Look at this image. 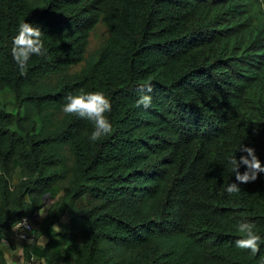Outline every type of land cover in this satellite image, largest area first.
Masks as SVG:
<instances>
[{
	"label": "trees",
	"instance_id": "trees-1",
	"mask_svg": "<svg viewBox=\"0 0 264 264\" xmlns=\"http://www.w3.org/2000/svg\"><path fill=\"white\" fill-rule=\"evenodd\" d=\"M23 19L40 25L47 52L21 72L11 47ZM98 24L108 34L88 56ZM148 84L152 103L137 106ZM81 88L111 98L113 128L97 141L92 122L62 111ZM0 90L15 106L0 98V244L42 193L62 191L67 224L54 228L57 212L42 222L33 238L46 242L24 256L264 264V245L252 255L234 243L238 219L264 235V173L223 191L241 141L264 163V0H0Z\"/></svg>",
	"mask_w": 264,
	"mask_h": 264
},
{
	"label": "clouds",
	"instance_id": "clouds-1",
	"mask_svg": "<svg viewBox=\"0 0 264 264\" xmlns=\"http://www.w3.org/2000/svg\"><path fill=\"white\" fill-rule=\"evenodd\" d=\"M43 33L40 25L36 23L25 19L18 23L16 34L12 37L11 55L21 72L25 71L31 56L46 54L47 48L43 40ZM146 87L147 90L136 100L137 106L143 105L147 108L152 103L151 84ZM111 109V98L101 89L86 90L81 88L75 92H69L65 95L62 103L64 113L75 114L92 122L90 141H97L111 133L113 125L109 115H107ZM237 150L242 153L238 158L235 155ZM227 159L230 171L235 176V180H230L223 187V191L229 194L240 191V182L255 180L258 173H264V163L261 162L255 148L250 144L241 141ZM241 165L246 166L243 171L240 170ZM39 212L41 215H45V210L41 207ZM235 223L236 230L241 234L235 239V246L240 249H248L252 255H255L259 252L261 245H264V235L256 229L254 222L250 219H238ZM22 227H28L27 217L18 219L12 224L13 229H21ZM55 227L59 228L58 225ZM29 232L30 229L26 232L27 239L31 237L28 236ZM4 243L7 244V241L5 240ZM23 251V246H18L11 255L5 253V264H31L32 258L24 256Z\"/></svg>",
	"mask_w": 264,
	"mask_h": 264
},
{
	"label": "rangeland",
	"instance_id": "rangeland-1",
	"mask_svg": "<svg viewBox=\"0 0 264 264\" xmlns=\"http://www.w3.org/2000/svg\"><path fill=\"white\" fill-rule=\"evenodd\" d=\"M108 34L107 28L103 24H98L94 30L91 32L89 36V42L86 49V55L88 56H94L102 43L104 42L106 36ZM81 66V63L73 65V69H77ZM0 98L5 101L7 109L10 111H15V106L13 104L12 95L10 92L6 90H0ZM22 179L21 172L19 169L15 171V173L12 176V183L16 184ZM61 195L62 191L58 192L55 196H50L48 193L44 192L41 194V199L43 200L42 207L45 210V215H41L39 212V209L35 210L31 216L27 217V220L30 223V232L28 233V236H31L30 238H22L20 237L17 232L11 228L9 231L5 232V239L0 244V247L3 251V254L5 253L11 255L14 251V249L18 246H25L26 244L30 242H36L38 244H44L46 242V237L42 234L37 239L33 238V232L35 231V228L44 221H48L52 219V216H54L57 213H59L58 218L54 221V228L56 230H62L64 225L67 224L69 219V214L66 209L58 210L61 203ZM55 225H58L59 228L55 227ZM7 241V244L4 243V241ZM31 264H44L43 260H39L36 258L31 259Z\"/></svg>",
	"mask_w": 264,
	"mask_h": 264
},
{
	"label": "built area",
	"instance_id": "built-area-1",
	"mask_svg": "<svg viewBox=\"0 0 264 264\" xmlns=\"http://www.w3.org/2000/svg\"><path fill=\"white\" fill-rule=\"evenodd\" d=\"M23 218H26V217H23ZM27 224H28V227H22L21 230H18V234L19 236L25 238L26 237V232L30 229V224H29V221L27 220ZM23 233V234H21Z\"/></svg>",
	"mask_w": 264,
	"mask_h": 264
},
{
	"label": "crops",
	"instance_id": "crops-1",
	"mask_svg": "<svg viewBox=\"0 0 264 264\" xmlns=\"http://www.w3.org/2000/svg\"><path fill=\"white\" fill-rule=\"evenodd\" d=\"M5 239V238H4Z\"/></svg>",
	"mask_w": 264,
	"mask_h": 264
}]
</instances>
